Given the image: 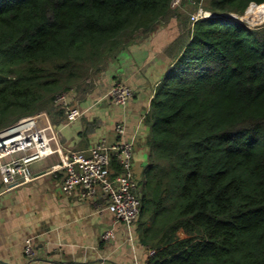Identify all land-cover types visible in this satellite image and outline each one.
Segmentation results:
<instances>
[{"label":"trees","instance_id":"obj_1","mask_svg":"<svg viewBox=\"0 0 264 264\" xmlns=\"http://www.w3.org/2000/svg\"><path fill=\"white\" fill-rule=\"evenodd\" d=\"M173 1L0 0V129L59 112L57 94L85 92L119 49L176 17L136 180L146 264H264V22L212 16L264 0H196L212 15L193 24Z\"/></svg>","mask_w":264,"mask_h":264},{"label":"crops","instance_id":"obj_2","mask_svg":"<svg viewBox=\"0 0 264 264\" xmlns=\"http://www.w3.org/2000/svg\"><path fill=\"white\" fill-rule=\"evenodd\" d=\"M165 23L162 21L153 32L140 34L119 49L106 69L95 76L93 85L85 92H76L83 112L79 118L67 122L62 112H51L63 150L87 151L101 139L114 143L118 139L114 125L122 121L126 124L124 139L136 135L132 168L136 180L140 179L149 154L145 142L149 127L144 117L154 88L168 66L164 48L174 40L156 45L154 38ZM118 80L133 91L124 107L114 104L108 96L111 85ZM94 120L98 125L88 130ZM58 161L54 153L35 162V178L9 190L0 176V263L146 264L149 249L138 239L136 222L128 229L115 221L101 190L92 197L83 195L79 187L64 193V170L48 172ZM108 229L113 230V236L106 240L102 235ZM27 240L32 244V257L23 251Z\"/></svg>","mask_w":264,"mask_h":264},{"label":"built area","instance_id":"obj_3","mask_svg":"<svg viewBox=\"0 0 264 264\" xmlns=\"http://www.w3.org/2000/svg\"><path fill=\"white\" fill-rule=\"evenodd\" d=\"M211 15L201 8L190 15L189 21L193 24ZM75 94V89L70 88L53 99L54 106L63 113L67 122L76 120L83 113ZM108 96L114 104L124 107L132 99L133 91L125 82L118 80L111 85ZM114 131L118 137L114 143L108 144L101 139L87 151L63 150L58 144V133L47 111L41 110L19 118L12 125L0 129V176L5 188L9 190L31 182L35 178L32 165L56 153L59 161L48 172L64 170L61 190L68 194L79 187L82 194L88 197L101 190L108 199L107 208L115 221L131 229L140 211L132 168L136 135L124 139L126 124L122 121L115 123ZM112 155L121 167L115 175L110 165ZM112 236L113 230L108 229L102 238L108 240ZM23 251L28 257L34 255L29 240ZM152 253L149 251L148 255Z\"/></svg>","mask_w":264,"mask_h":264},{"label":"rangeland","instance_id":"obj_4","mask_svg":"<svg viewBox=\"0 0 264 264\" xmlns=\"http://www.w3.org/2000/svg\"><path fill=\"white\" fill-rule=\"evenodd\" d=\"M263 4V3H261ZM255 5H260V4H255ZM251 6V5H250ZM248 6V8L250 7ZM173 8L179 9L178 11L176 10L177 14L179 15H187L188 20L190 18V15L192 13H195L198 9H201V4L196 0H174V3L172 5ZM247 8V9H248ZM224 14H229V13H224ZM178 20L176 17H171L168 19L163 25V28L156 34L154 40L156 45H160L163 43H167L170 40L174 39L177 36L178 33ZM244 22V21H243ZM264 22V21H263ZM263 22H252L246 19L245 23L248 26H254L257 24H261ZM77 97V95H75ZM81 96V95H80ZM81 98V97H80ZM143 167H147V164H145Z\"/></svg>","mask_w":264,"mask_h":264},{"label":"bare ground","instance_id":"obj_5","mask_svg":"<svg viewBox=\"0 0 264 264\" xmlns=\"http://www.w3.org/2000/svg\"><path fill=\"white\" fill-rule=\"evenodd\" d=\"M243 19H247L252 22L264 21V3L260 5L252 4L246 12L242 15ZM245 22V21H244Z\"/></svg>","mask_w":264,"mask_h":264},{"label":"water","instance_id":"obj_6","mask_svg":"<svg viewBox=\"0 0 264 264\" xmlns=\"http://www.w3.org/2000/svg\"><path fill=\"white\" fill-rule=\"evenodd\" d=\"M252 4H256V3H251L250 5H252ZM249 5V6H250ZM247 10V9H246ZM246 10H245V12H246ZM244 12V13H245ZM221 15H223V16H225V17H232V18H235V19H237V20H239V21H246V19H243L242 18V15H239V14H236V13H229V14H224V13H222V14H220V15H212V16H221Z\"/></svg>","mask_w":264,"mask_h":264}]
</instances>
